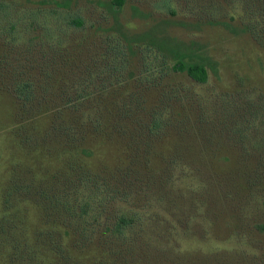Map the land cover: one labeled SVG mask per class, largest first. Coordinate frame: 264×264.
<instances>
[{
	"label": "rangeland",
	"instance_id": "1",
	"mask_svg": "<svg viewBox=\"0 0 264 264\" xmlns=\"http://www.w3.org/2000/svg\"><path fill=\"white\" fill-rule=\"evenodd\" d=\"M122 1L0 0V264H264V0Z\"/></svg>",
	"mask_w": 264,
	"mask_h": 264
},
{
	"label": "trees",
	"instance_id": "2",
	"mask_svg": "<svg viewBox=\"0 0 264 264\" xmlns=\"http://www.w3.org/2000/svg\"><path fill=\"white\" fill-rule=\"evenodd\" d=\"M122 0H116L114 4L118 7L122 4ZM57 5H65L66 1H55ZM119 9V8H114ZM74 26H82L83 20L80 17H75L71 19V23ZM118 36L125 40L123 43L124 47L128 49L130 52H134L133 45L131 44V37L126 36L125 32L120 30L118 32ZM143 48L147 51H151V49H155L156 58H162V61H166L170 63V69L175 72L185 73L189 78L197 83H205L208 80V68L214 69L215 64L207 57H201L193 59L191 56V50L188 47H184L181 44H172L168 43V41H164L163 39H159L158 37H154L149 34V32L143 33ZM124 42V41H123ZM24 87L19 88L21 94L28 96L30 92H25L27 89V85L24 84ZM146 219V218H145ZM143 217V226L148 222ZM134 220V216L126 217L125 215H121L117 221L115 222L114 228L122 232L121 230L126 227V225L131 224ZM130 226V225H129Z\"/></svg>",
	"mask_w": 264,
	"mask_h": 264
}]
</instances>
